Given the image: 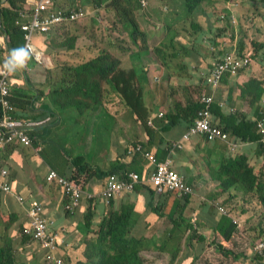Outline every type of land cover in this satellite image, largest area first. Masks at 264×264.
Here are the masks:
<instances>
[{"label":"crops","instance_id":"crops-1","mask_svg":"<svg viewBox=\"0 0 264 264\" xmlns=\"http://www.w3.org/2000/svg\"><path fill=\"white\" fill-rule=\"evenodd\" d=\"M246 22V28H249L250 19L246 18ZM24 23L22 21L21 24ZM142 33L145 36H149L143 30ZM36 36L34 37L35 44L41 39L49 40L48 37ZM74 48L77 49L76 47ZM55 54L61 56L53 57V50L46 47L41 52L44 60L43 65L30 62L26 68L24 66L18 69L11 77V100L15 107L14 116L24 124H30L31 128L29 131L37 134L32 139L33 147H26L24 144L17 142L15 145L7 147L5 151L0 152L1 164L10 170V182L13 190L10 195L0 192V248H7L9 252L11 250L15 258L18 259L20 257L28 260L34 259L31 264L36 260L41 262V258L43 260V252L39 246L37 247L38 244L36 243V245L34 244L35 242L24 237V226L29 221L27 210L31 206L39 203L44 205L47 218L53 222V229L59 234V257L66 264H77L79 260L84 258L86 249L81 237L86 235L90 237L92 235L91 229L93 225L95 226L97 222H101L105 216L102 213L107 210L106 205L108 204L99 197L90 200L87 196H84L76 210L70 213H68V210L65 212L68 199L65 200L61 187H56L48 182L47 176L51 170L59 173L58 170L53 169L52 164H54V168L56 165L59 168H63L66 148L71 150L74 155L85 157L94 168L90 173V182L85 191L87 194L96 196L100 194L105 184V178L102 179V172L110 171L113 166H116L115 170L117 172L115 173L117 174H122L120 171L125 168L126 173L135 171L139 175L141 173L144 179L149 172H152V168L148 166L143 157H128L126 148L139 141L144 142V146H147L149 142L147 129L154 128V125L146 127L140 121H135L133 115L124 114L126 111H123L121 105L114 103L111 99H103L102 96L100 99L98 93L96 103L87 99V96L83 94L84 91L69 100L64 99L65 91L71 89L75 84L83 83L77 79L78 76L86 77V85L96 86L98 79H96L94 73L91 75L89 71L72 75V71L65 68L66 61L61 58L62 54L58 50ZM68 56L69 62H72L73 66L76 67L88 64L99 57L96 54L79 53V51ZM146 56V54H141L138 59L141 62L146 60L149 64L157 66L154 61L146 58ZM130 61V58L127 57L123 60V63ZM36 67L40 68V73L35 72ZM204 72L206 71H203L202 67L200 74L192 77H202ZM155 73L153 77L150 75L146 77V80L150 82L147 89L151 98L154 97V102L149 104L154 110V116L160 114L162 108L167 105L169 112H171V101L165 99V102L158 103L153 93V90L160 91L157 86L160 79H162L161 75L163 74L166 77L167 73L164 68L160 69V67ZM172 75H177V72L172 71ZM66 76L68 78L65 85L63 77ZM153 78L157 79V82H153L155 80ZM168 78L175 81L179 86H182L183 82H188V84L194 82L189 81L190 77L171 76ZM250 79L251 77L245 75H240L236 78L227 77L219 90H215L217 92L216 102L221 99L227 102L228 107L222 109L223 113L228 116L235 115L239 118L231 121L230 117L222 116L221 121L219 117H215L221 126L227 127L231 138L238 143L239 147L236 152H231L227 144L221 142L209 143L204 138L197 137L192 139V142L190 141L191 143L184 150H175L170 155L174 167L189 184L196 187V195L187 202L175 197L168 199L158 198L155 201V206L159 209V213L153 212L150 208L151 195L148 196L145 190L141 193L134 195L130 193L126 196L125 202L134 204L132 221L127 230H137V236L148 238L149 240L146 239L147 244L151 245L150 248L152 250L155 249L156 245L154 237L161 234L168 236V230L172 228V251L178 250L179 253L180 248L189 242V239L185 241L189 229L186 227V222L182 223V220H197V212L201 219H205L203 221H212L211 227L207 230L216 227L220 216L215 208L213 209L208 203L202 202V197L210 198L213 190L220 188L219 179H216L209 172V168L213 166V163H222L224 165L230 159V156L234 158L244 156L248 158L250 165L255 164L256 173L261 176L264 182V159L257 157L259 151L258 143L256 141H242L241 136L248 132V128L242 127L239 129L241 122L244 120L257 122L261 109L264 107V94L260 104L252 106L249 103V99L243 98V93H241L239 86L235 85V82L243 84ZM111 83L110 81L105 86L111 88ZM64 85L65 88L63 89ZM59 89L61 92H58ZM156 109H159V112ZM118 110L120 115H116ZM81 112L84 113V117L77 116ZM117 116L121 117V120ZM263 116L264 113H262L261 117ZM128 122L134 123L132 133L135 134V140L126 136L122 137L120 128L118 129L114 126L116 123L126 124ZM180 125H183V131L174 137L169 136L168 132L175 126L166 132L160 130L159 134L156 135L157 142L152 146H147L149 148L147 150L153 153L156 152L157 158L164 160L169 156L167 153L166 155L160 153L165 148V144L170 145L172 142L179 140L188 129V124L186 125L185 121L181 122ZM233 128L235 131L234 137L232 134ZM85 129H94V131H82ZM114 137L119 138L120 145H116L113 142L108 143L109 139ZM160 138L164 143L159 145ZM69 171H71V168H69ZM144 193H146L145 196L143 195ZM19 197H24L25 202L20 203ZM113 202L115 208L122 205L116 199ZM175 202L178 203V206ZM160 203H164V207H161ZM195 203L198 204L196 207ZM258 203L260 204L259 201ZM184 206L186 207L184 208ZM168 209L172 210V220L167 218L171 214ZM190 212L192 213L188 215ZM176 223H181V225ZM197 227L198 234L204 235L207 239L204 225L199 222ZM30 246L36 249L30 254L26 251V255L22 256L21 253ZM205 246L206 242L204 248L197 255L206 253L209 247L205 248ZM40 251L42 255L38 254ZM182 256V252L177 255L175 264L181 262Z\"/></svg>","mask_w":264,"mask_h":264},{"label":"trees","instance_id":"trees-1","mask_svg":"<svg viewBox=\"0 0 264 264\" xmlns=\"http://www.w3.org/2000/svg\"><path fill=\"white\" fill-rule=\"evenodd\" d=\"M129 1L131 0H126V2ZM135 1V5L138 7V9H123L126 15V20L132 25V34H130L128 37L132 44L139 49V53L144 52L148 54V49L144 47L146 45L145 35L142 33L136 22L132 19L134 13L141 10L139 0ZM259 1L264 4V0ZM2 2L3 0H0V18H2L0 23L2 24L3 31L7 34V41L5 49L0 51V53H3L9 57L11 50L13 48H18V46L23 43L24 34L21 31V26H19L22 23V20L20 19L19 11L15 6L16 3L12 1L10 3V7H6V5H2ZM226 2H228V0H166V12L162 15L160 20H157V22L163 26L166 35L163 40V45L160 46L158 50L154 51L155 55L160 58L159 59L156 57L163 68L166 67L169 69V59H172L173 67V60L178 59V53L188 49V46H184V44L177 41L178 38L184 40L185 31L183 27L190 26V30L195 31L203 30V28L199 25L200 22L198 18L204 17L203 15L207 16L204 5L206 3L212 5L213 3ZM69 3L74 5L69 0H65L64 2V4ZM102 3L103 0H93L92 5L98 9L102 6ZM78 15L79 10L68 11L67 17L71 18L72 16ZM67 17L65 16V18ZM16 21H18L17 24ZM69 24V21L66 20L63 23L55 25L54 30L58 34L61 29L66 27L68 28ZM180 25L183 26L181 29L179 27ZM222 33H224V31H222ZM53 36L55 35L52 33L50 38L51 48L62 49L64 45H66L68 42H71H65L64 39H57L56 41ZM196 40L197 39L191 40V46L194 45L197 47ZM68 47L73 48V45H68ZM182 47L184 48L181 50L180 48ZM241 47L244 46L241 45ZM263 49L264 44L259 45L258 50L260 52L256 51V53L261 54ZM188 53L189 57L193 59L197 57V55L191 51ZM101 64H103L101 60L97 59L96 61L81 67L82 69H85V71L89 69L95 74L96 79H98L96 86L86 85V77L78 76L77 79L83 83L78 85L75 84L73 87L76 88L72 87L71 89L65 91L66 93L63 95L64 99L69 100L73 96L79 95L81 91H84L83 94L87 96V99H90L92 102L96 103L97 93L101 99V96L103 97V91L108 88L105 86V84L108 83L106 78L110 77V81L112 82L110 87L118 92V98L115 100V103L121 105L124 112L126 111L128 114L130 113L133 115L135 121H140L146 127L149 125V122L152 121L154 128L147 129L149 135V142L147 146H152L157 142L156 135L159 134L160 130L166 132L171 127L176 126L183 121L186 122V125L188 124L189 128L196 120L198 112L204 108V106L201 104L202 102L200 94H198V96L195 98L194 93H188L185 94V102L182 101L181 98H178L174 104L172 102L170 106L171 112H169V110L164 111L162 108L161 113L154 116L153 108H151L150 105H145L143 100L139 99L143 91L147 88L142 87L141 85H139L140 88L134 86V82L137 77H133L132 73L135 72L126 73L123 68L122 74L115 73L114 71L109 72L106 67H102ZM98 76L99 78H97ZM241 93H243L244 99H249L250 105L256 106L262 101L264 85L257 80H253L250 82V85L241 88ZM187 95L189 100L186 99ZM262 113H264V107L261 109V113L259 114V120L264 119V116L261 117ZM213 114L219 117L221 121L222 116L230 117L231 121L239 119L235 115H225L220 106L217 104L213 105ZM116 115H120L119 110L116 112ZM256 124L257 122H252L250 120H244L241 122L239 129L242 127L248 128V132L241 136L242 141H256L258 143L259 135L257 133ZM224 125L226 126V124ZM225 129L228 131L227 127H225ZM36 134V132H28V135L30 137L32 136V139H34ZM232 134L234 137V128ZM163 143L164 141H162L160 138V142L158 144L160 145ZM144 144V142L139 141L138 143H133L131 145H141L145 149H149L147 146H144ZM170 146H172V143L170 145L165 144V148L161 150L160 153L165 155L166 153L168 154ZM258 148L259 151L257 157L264 159V146L258 143ZM63 162V168H59L58 165H56L54 168V164H52L53 169L58 170L59 173H57L60 176L67 178L80 189L84 190L83 188H86L90 182V173L94 168L88 163L85 157L79 155L65 157ZM69 168H71V171H69ZM115 168L116 166H113L110 171L102 172V179H104L108 174L117 172ZM120 172L122 174H126L125 168H122ZM216 179L221 180L222 186L226 185V187L229 188L239 182L240 188L247 193L255 194L259 198V201L264 208V182L261 176L256 173L255 164L250 165L248 158L244 156H238L236 158L230 156V159H228L224 165L221 163L220 174L216 176ZM82 180L87 182V186L84 185ZM143 190L147 192L148 196L151 195L152 204L150 207L152 208L153 212L158 213V208H155L154 205L155 193L151 189L138 186L133 194L141 193ZM145 194L146 193L143 195L145 196ZM168 198L169 197L166 196L165 199ZM180 199H183L186 202L189 201V198ZM175 203L178 206V203ZM164 205L165 204L163 203L162 207H164ZM185 207L186 206H184V208ZM133 208L134 204L129 202L123 203L118 208L112 207V210L108 216L104 217L101 222H97L95 226L93 225L91 229L92 235L90 237H87V235L81 237L85 244L86 252L84 253V258L79 260L77 264H165L158 259V255L155 256V251H153L151 248H149L151 250L147 249V240L141 236H137V230H127L132 221L131 217ZM185 222L188 224L189 220L183 219L182 223ZM176 224L181 225V223ZM187 228L191 229L192 232L188 238L189 241H206V237L199 235L198 230L194 229V226L190 224L187 225ZM234 231L235 226L233 220L228 215H221L216 227L210 230L206 229L205 231L207 238L210 239L211 236H214V240H212V242L208 245L209 248L205 254L197 255L195 258L199 257L202 264H249L248 256L252 253L253 247L249 249L247 253H243L240 250L239 241L232 247H230L227 242V239L234 233ZM24 237L26 236L24 235ZM217 237L223 239L221 242H218L221 245H218L215 242ZM259 239H262V237ZM188 244L191 246L189 242ZM173 255H178V250L173 252ZM176 258L177 256L172 258V262L170 261L169 264H175ZM255 258L263 259V257L260 255H256ZM167 259L168 258L165 257V261ZM0 264L28 263L24 262L22 259L15 258V255L11 250L9 252L7 248H0ZM33 264L43 263L36 260ZM251 264H253V262Z\"/></svg>","mask_w":264,"mask_h":264},{"label":"rangeland","instance_id":"rangeland-1","mask_svg":"<svg viewBox=\"0 0 264 264\" xmlns=\"http://www.w3.org/2000/svg\"><path fill=\"white\" fill-rule=\"evenodd\" d=\"M74 5L64 4L65 0H58V9L62 11H76L79 10V13L81 12L82 16H79L75 23L72 25H69L67 28H63L60 30L58 34H55L54 39L57 41V39L62 40L64 39L65 42H68L66 45L63 46L62 49L57 48H51L50 40L41 39L36 44L34 43V47L37 51L42 52V50H45L46 47L53 50L54 55L53 57H60L61 55L55 54L56 51L60 52L62 54V59L65 60L66 65L65 68L69 66V71H72V75L79 74L81 72H84L85 69H82L80 67L73 66L72 62H69V56L72 55V53H91L99 55L98 59L101 60V62L106 61H112L111 63H116L117 61H122L123 58H130V62L125 63L123 69L126 71V73H132L133 77H137V79L134 82V86L137 88H140L139 85L142 87L148 88L150 82L146 80V77L149 75L153 77L158 69L157 66L149 64L146 60L141 62L138 59V56L140 55L139 49L134 46L129 39V35L132 34V25L130 22L126 20V15L123 9H138L135 5V0H131L129 2H126V0H103L102 6L98 9L92 5L93 0H69ZM145 3V8L141 9V11L135 12L132 16V19L136 22V24L139 26L140 30L145 31L148 33V37L145 36V44L149 45V42L151 41V51L148 57H153V61L158 62L155 60L156 57L154 54V51L158 45L157 43L164 38L166 35V32L163 28L159 27L162 26L157 22V20H160L162 15L166 12L167 5L166 0H143ZM230 6H234L236 2H233L231 0H228ZM216 3L208 4L206 3L204 5V9H206V12L208 15H210V18H204L206 15H203V18H199V22L203 26V28L210 32V36L205 34V39H211L213 37H216L217 35L221 34L223 38H226V42L222 41L224 43L225 49H229L230 45V33L231 29L226 28L222 23L226 21H221L219 18V15L222 12V5L216 7ZM16 7L19 6L18 3L15 4ZM74 8V9H72ZM254 9H261L256 7L253 4V0H248L246 3L242 4V6L239 7V9H234L236 12V18L235 22L240 23L239 28L237 29L239 38L241 41V45L247 47L248 49L251 48L254 51V56L252 57V62L250 66V71L246 72L247 76L254 78L258 82L262 83L264 85V49L262 51V55L258 57L256 54V51L260 52L258 50L259 45L264 44V16L256 15L254 14ZM140 12V13H139ZM239 13V17H238ZM246 18L250 19V26L249 28H246L247 22ZM253 20V21H252ZM18 21H16V24ZM255 24V26H254ZM161 28V30H160ZM189 32L191 30H188ZM221 31H224V34L221 33ZM227 35H226V33ZM128 35V36H127ZM152 35V37H151ZM234 35V31H233ZM40 36V35H39ZM37 37V36H36ZM46 37V36H44ZM151 37V39H150ZM244 38L246 41H244ZM144 40V39H143ZM203 40V39H202ZM173 41V40H172ZM34 42V41H33ZM68 45H73V48L68 47ZM221 45L220 41H216V46L219 47ZM223 45V44H222ZM185 46V45H184ZM18 47H24L26 49V42L23 41ZM76 47L77 49H75ZM150 48V46H149ZM184 47L180 48L181 50ZM155 49V50H154ZM189 51L193 52L197 57L192 60H186L183 62L185 66V70L181 72H177V75L175 77H185L186 73L190 71H194L192 69L193 66H196L200 61V57L203 58V63L201 66H203V71H209L212 69V66L217 62V60L222 57L224 54L223 49L219 52H214L213 57H204L207 56L204 54L198 47L192 45L189 46L187 50L180 51L178 53V58L184 59L189 56ZM144 53V52H143ZM142 53V54H143ZM52 57V58H53ZM5 55L0 53V67L5 62ZM159 58V57H158ZM160 59V58H159ZM34 62L37 64L43 65V57L40 56L39 59H37L34 55L30 53L25 68L28 66V63ZM62 68V67H61ZM61 70V69H60ZM35 72H41L40 68L36 67ZM68 76L63 77L66 85V80ZM161 83L157 87H160V91L153 90V93L155 95L156 102L162 103L165 102V95L169 88L172 86V83L175 84V81L172 79H169L168 77H161ZM155 79V78H153ZM199 76L190 77L189 81H194L192 84H188V82H183L182 86H179V88H185V89H192L195 90V98L198 96V94L204 89L205 86L200 83ZM253 81V80H252ZM110 81L108 80V83ZM153 82H157V79H155ZM65 85L63 89L65 88ZM250 85V82L247 81L244 86ZM211 90V89H209ZM184 91V90H183ZM181 92V94L183 93ZM58 92H61L59 89ZM103 98L104 99H111L114 103L115 100L118 98V92L115 89L107 88L105 91H103ZM174 98V96L170 95V101ZM140 100H143V103L145 105H149L150 102H154V97L151 98V95L149 94V90L145 89L142 93V95L139 98ZM119 101V100H117ZM168 105L163 107V110H168ZM157 112H159V109H156ZM124 114H128V112H125ZM84 113L81 112L77 116H83ZM131 116V114L129 113ZM86 116V113H85ZM119 120H121V117H118ZM113 123H115L113 121ZM118 129L120 128V134H122V137H130L132 140H135V134L132 133L134 130V123H126V124H118L116 123L114 125ZM174 127V126H173ZM82 129V128H81ZM82 131H94V129L88 130H82ZM183 131V125L177 124L173 129H171L168 132L169 136L174 137L177 134H181ZM115 143L116 145H120L119 138H111L109 139L108 143ZM192 142V141H191ZM191 142H184L185 145L190 144ZM85 150V149H84ZM86 151V150H85ZM178 151H180V148H178ZM65 157L69 156H75L72 154V151L68 148L65 149ZM142 155V154H141ZM140 155V156H141ZM64 157V158H65ZM220 167L221 164L219 163H213V166L209 168V172L214 176H218L220 174ZM84 182V185L87 186V182L82 180ZM50 184H54L56 187H60L59 184L56 181H48ZM87 188V187H86ZM86 188H83L84 190ZM128 195V191H122L115 195V199L119 201L120 204L126 203V196ZM172 198V197H170ZM210 204L209 206L214 208H218V215H222L219 210L220 208H224L225 215H231L234 217V226L235 231L234 233L227 239V242L230 247L234 246L238 241L240 250L243 253H247L249 249H251L254 244L259 240V238L264 237V208L262 204L258 203V198L255 194L247 193L243 189L240 188V183L237 182L234 186L231 188L226 187V185L220 187L217 190H213V193L209 199ZM20 204V203H19ZM200 204V202H199ZM198 204L195 203V207ZM112 207L114 206V202L110 206H106V209L102 214L105 215L104 217L108 216L110 214ZM109 209V210H108ZM169 212H171L170 215L167 216V218H172V210L168 209ZM156 213V212H155ZM192 212H190L188 215H190ZM205 219H201L199 217V213L197 212V221L201 222L205 229H208L212 225V221L208 220L203 221ZM192 221V220H190ZM188 222L186 225L194 224L191 222ZM187 227V226H186ZM169 235H157L154 237V240L156 242L155 249L153 251L156 252L155 256H159V260L164 262L165 264H169L170 261L172 262V258H175L176 256L173 255L172 251V228L168 230ZM167 237V238H166ZM189 234L186 235L185 241L188 240ZM149 240L148 238H146ZM214 240V236H211L210 239H206V245L209 241ZM223 239L217 237L215 242L218 245H221L218 242H221ZM204 241H189L191 244H185L182 248H180V251L178 255L182 252V259L179 264H202L199 257L195 258L204 248L205 245ZM36 244V243H34ZM37 245V244H36ZM148 248L151 247L150 244L147 245ZM38 247V245H37ZM36 248H33L32 246L28 247L26 250H24L21 255L25 256L26 251L29 252V254L35 250ZM186 249V251H184ZM213 249V248H212ZM198 250V251H197ZM41 254V251L40 253ZM200 254V253H199ZM37 255V254H36ZM165 257L168 258L165 261ZM195 258V259H194ZM19 259H23L24 262H27L28 264H31L32 260H28L26 258L20 257ZM44 259L41 262H43ZM43 264H46L43 262Z\"/></svg>","mask_w":264,"mask_h":264},{"label":"built area","instance_id":"built-area-1","mask_svg":"<svg viewBox=\"0 0 264 264\" xmlns=\"http://www.w3.org/2000/svg\"><path fill=\"white\" fill-rule=\"evenodd\" d=\"M11 1L3 0L4 5H10ZM25 3V7L17 8L19 10L20 19L25 22L20 24L21 31L24 34V41L26 42V50L34 55L37 59L41 56V52L34 47V37L36 35L49 34L54 26L63 23L64 21H76L79 16H72L68 18L66 13L57 11L55 8V0H19ZM145 5L144 1L142 2ZM23 9V10H21ZM65 16L67 18H65ZM1 19V18H0ZM3 30L0 23V31ZM7 36L0 37L2 46H6ZM247 63V62H246ZM242 67V63L234 61L232 58L226 60V63L215 70L208 82L212 87L218 85L221 77L225 72L235 74L236 71ZM14 72H8L3 66L0 68V152L4 151L8 146L20 142L25 146H31L32 141L28 135L31 125L24 124L16 120L13 116L15 107L10 101V77ZM202 104L204 108L198 112V116L183 134L181 141L176 146L183 147V143L191 141L197 137H203L209 143L221 142L227 144L232 152L238 149V143L234 141L229 132L226 131L218 123L214 122V115L212 112V105L214 104L213 95H204L202 97ZM258 133L260 135L259 143L264 146V122L258 123ZM175 146V144H174ZM141 153L149 162L151 167H154L153 172L148 177L149 185L153 188L156 195H164L171 193H178L179 196L190 195L194 193V188L185 182L184 177L172 167V160L161 162L156 155L144 150L141 145H137L134 149L129 151V154ZM10 171L2 167L0 162V191L3 194H12V185L9 180ZM48 181H56L63 189L64 194L69 199L66 210L73 212L76 210L84 197V192L72 181L63 178L58 173L50 171ZM140 182L139 175L130 173L128 179L119 178L115 175L111 176L107 182V186L103 193V198L106 202L115 199V195L127 190L128 192L134 190L135 186ZM93 198L94 196L87 195ZM20 203L25 202L24 197L18 198ZM224 213L223 209H220ZM28 224L25 226V233L38 244L43 252V258L46 264H66L62 258L59 257L60 242L59 234L53 229V222L50 221L44 211V208L37 204L31 206L27 210ZM253 255H260L263 259H256L257 264H264V238L259 239L253 246Z\"/></svg>","mask_w":264,"mask_h":264},{"label":"clouds","instance_id":"clouds-1","mask_svg":"<svg viewBox=\"0 0 264 264\" xmlns=\"http://www.w3.org/2000/svg\"><path fill=\"white\" fill-rule=\"evenodd\" d=\"M231 1H233V2H236V4L234 5V6H230V4H229V2H226V3H216L217 5H216V7H218V6H220V5H222V12H221V14L219 15V18H220V20L221 21H226V22H223L222 24L226 27V28H230L231 29V33H230V38H229V41H230V45H229V49H225V47H224V43H222V41H225L226 42V38H217V37H222V35L221 34H219V35H217L216 37H213V38H211V39H205L204 37H205V34L206 35H208V36H210V32H208V31H206L204 28H203V26L201 25V23L199 24L202 28H203V30H191L190 32L188 31V30H190V26H182V25H180L179 27H180V29L183 27L184 28V31H185V37H184V40L183 39H181V38H178V40L177 41H179V42H181L182 44H184V45H186V46H191V40L192 39H197L196 40V42H197V47L204 53V54H206L207 56H204V57H206V59H207V57H213L215 54H214V52H216V51H221L222 49H223V51H224V54L222 55V57H220L218 60H217V62L212 66V69L211 70H209V71H206V72H204L203 74H202V77H200L199 76V78H200V83L201 84H203V86H205L204 87V89L199 93L200 95H201V102H202V97L204 96V95H213L214 96V104L216 105H219L220 106V108H221V110L222 109H224V108H227L228 106H227V102L225 101V100H220L219 102H216V100H217V98H216V93L217 92H215V90H219V88L222 86V84H223V81L227 78V77H229V78H236V77H239L240 75H245V76H247V74H246V72H249L250 71V66H251V62H252V57L254 56V51L251 49V48H247V47H241V41H240V38H239V34H238V31H237V29L239 28V24L238 23H236L235 22V18H236V12H235V10L234 9H239V7L240 6H242V4H244V3H246L248 0H231ZM12 2V1H11ZM10 2V3H11ZM13 2H15V3H18L19 4V6L17 7V8H23V7H25V3L23 2V1H19V0H16V1H13ZM143 0H139V4H140V7H141V9H144L145 8V5H143ZM3 3V2H2ZM253 4L256 6V7H258V8H261V9H254V14H256V15H261V16H264V4L262 3V2H260L259 0H253ZM3 6H4V3L2 4ZM6 7H10V5H6ZM55 8H56V10L57 11H61V12H64V13H66V15H68V11H62V10H59L58 9V0H55ZM20 9H18V11H19ZM21 10H23V9H21ZM141 11V10H140ZM205 11H206V9H205ZM207 13V12H206ZM79 14H81V12L79 13ZM207 17H209L210 18V15H208V13H207V16L206 17H204V18H207ZM238 17H239V13H238ZM201 18H203V17H201ZM2 19V18H1ZM1 19H0V21H1ZM198 20H199V18H198ZM253 21V20H252ZM73 23H75V21H72L69 25H72ZM254 26H255V24H254ZM159 27H161V28H163V26H160L159 25ZM161 28H160V30H161ZM233 31H234V35H233ZM52 33H53V35H55V34H57L56 33V31L53 29L49 34H50V37H49V34H45V35H40V36H46V37H48V39L50 40V38H51V35H52ZM221 33H222V31H221ZM226 33V32H225ZM222 34H224V33H222ZM4 35H6L7 36V34L2 30V31H0V37L1 36H4ZM226 35H227V33H226ZM128 36V35H127ZM146 37H148V36H146ZM151 37H152V35H151ZM151 37H150V39H151ZM165 38V37H164ZM164 38L162 37V39L157 43V47L155 48V49H159V47L160 46H162L163 45V40H164ZM203 39V40H202ZM233 39V40H232ZM221 41L220 43H221V45L219 46V47H217L216 46V41ZM244 41H246L245 40V38H244ZM223 44V45H222ZM149 46H150V48H149ZM1 48H0V51H2L3 49H5V47L4 46H0ZM145 48H147L148 49V51H149V53H150V51H151V47H152V45H151V41L149 42V45H148V42H147V44L144 46ZM154 49V50H155ZM148 53V54H149ZM142 53H140V55H141ZM143 54H146L147 55V53H143ZM155 54V53H154ZM29 55H30V53L24 48V47H18V48H13L12 50H11V52H10V55H9V57L7 56V55H5V62H4V64L2 65L8 72H15V71H17L18 69H21V68H23L24 66H25V64H26V61H27V59H28V57H29ZM258 57H260L262 54H256ZM99 56V55H98ZM148 56H150V55H147L146 56V58H148V59H150L151 61H153V57H148ZM156 56V55H155ZM229 58H232L234 61H236V62H240V63H242V67L241 68H239L237 71H236V73L235 74H232L231 72H225L224 74H223V76L221 77V79H220V81H219V83H218V85L217 86H215V87H212L211 86V84L208 82V79L211 77V75H212V73L215 71V70H217L221 65H223V64H225L226 63V60L227 59H229ZM98 59V58H97ZM97 59H95L94 61H96ZM126 58H123V60H125ZM193 58H191V57H186V58H184V59H181V58H178V59H175V60H173V67H172V59H169L168 60V62H169V64H170V67H169V69H167L166 67H164V70L166 71V73H167V75H166V77H175V75H172V71H175V72H181V71H183V70H185V66H184V64H183V62L184 61H186V60H192ZM200 59H201V61L196 65V66H193L192 67V69L194 70V71H190V72H188V73H186V75H185V77H192V76H194V75H196V74H200V70L202 69V67L203 66H201L202 65V63H203V58L202 57H200ZM123 60L122 61H117L116 63H111L112 61H106V62H103V64H101V66L102 67H106V69L109 71V72H112V71H114L115 73H121L122 74V71L124 70H122V68L124 67V65H125V63H123ZM94 61H91L90 63H92V62H94ZM155 62V61H154ZM247 62V63H246ZM156 64H157V66L158 67H160V69H162L163 67L161 66V64L159 63V62H155ZM89 64V63H88ZM86 65V64H85ZM108 65V66H107ZM1 66V67H2ZM84 66V65H83ZM0 67V68H1ZM66 69H69V66L68 67H66ZM86 71H89L91 74H92V71H90L89 69H87ZM125 71V70H124ZM113 72V73H114ZM14 74V73H13ZM13 76V75H12ZM11 76V77H12ZM100 76V75H99ZM98 76V77H99ZM11 77H10V79H11ZM161 77H164L163 76V74L161 75ZM107 80H109L110 81V77L109 78H106ZM252 80H255L254 78H251L250 80H248L249 82H251ZM160 83H161V79H160V81H159V85H160ZM246 83V82H245ZM245 83H243V84H239L238 82H235V85H238L239 86V88H240V90H241V88H244L245 86H244V84ZM73 88H76V87H73ZM10 89H11V93H10V101L12 102V100H11V95H12V88H11V84H10ZM159 89H160V87H159ZM209 89H211V90H209ZM184 90V91H183ZM183 91V93L181 94V92ZM186 92H188V93H195L196 91L195 90H191V89H185V88H179V85L178 84H173L172 83V86L169 88V90L167 91V93H166V95H165V98H166V100L168 99V100H170V95L172 94L173 96H174V98L171 100V104H172V102H173V104L175 103V101L178 99V98H181L182 99V101H184L185 102V94H186ZM186 99L187 100H189V98H188V95H187V97H186ZM202 104V103H201ZM213 104V105H214ZM203 105V104H202ZM213 105H212V112H213ZM204 106V105H203ZM223 111V110H222ZM14 112H15V110H14ZM214 115V114H213ZM13 116H14V113H13ZM215 117H216V115H214V122L215 123H218L219 124V122H217L216 121V119H215ZM14 118H15V116H14ZM16 119V118H15ZM17 120V119H16ZM264 122V120H258L257 121V124H256V127H257V133H258V123L259 122ZM194 124V123H193ZM149 125H153L152 124V121H150L149 122ZM220 125V124H219ZM221 126V125H220ZM223 127V126H222ZM188 128V127H187ZM224 129H225V127H223ZM226 130V129H225ZM227 131V130H226ZM185 133V132H184ZM183 133V134H184ZM183 134H182V136H183ZM258 135H259V133H258ZM30 137V136H29ZM31 138V137H30ZM182 138V137H181ZM181 138L179 139V140H177V141H174V142H172V146H170V149H169V152H168V155L169 156H167L164 160H159V161H161V162H163V161H165V160H167L168 158H170V155L172 154V152L173 151H175L176 149H178L179 147H177L176 146V144L179 142V141H181ZM200 138H203V137H200ZM259 139H260V135H259ZM31 141H32V145L31 146H26V147H33V140H32V138H31ZM207 141V140H206ZM187 142H190V141H187ZM208 142V141H207ZM17 143V142H16ZM15 143V144H16ZM216 143V142H215ZM258 143H259V141H258ZM14 144V145H15ZM174 144H175V146H174ZM260 144V143H259ZM11 146H13V145H11ZM11 146H8V147H11ZM186 146L187 145H185L184 143H183V147L182 148H180V150H184L185 148H186ZM228 146V145H227ZM136 146H134V145H129L127 148H126V155L128 156V157H130V158H132V157H136V156H139V157H143L145 160H146V162H147V164H148V166H150L149 165V162H148V160L143 156V155H141V153H135V154H133V155H131V154H129V151L130 150H132V149H134ZM144 148V147H143ZM229 148V147H228ZM6 149V148H5ZM230 149V148H229ZM144 150H147V149H145L144 148ZM5 151V150H4ZM147 151H150V150H147ZM231 151V150H230ZM152 152V151H151ZM232 152V151H231ZM155 155H156V157H157V154L156 153H154ZM141 155V156H140ZM171 159V158H170ZM2 167H5V168H7L6 166H4V165H2ZM172 167L178 172V173H180L175 167H174V164H173V161H172ZM150 168H152V172H153V170H154V167H151L150 166ZM8 169V168H7ZM9 170V169H8ZM10 171V170H9ZM51 171H54V170H51ZM54 172H56V171H54ZM152 172H149L148 174H147V176H146V178L144 179L143 177H142V175L140 174H138L137 172H135V171H132V172H130V173H136V174H138L139 175V178H140V182L135 186V188H134V190H132V191H130V192H128V194H130V193H134V191L136 190V188L138 187V186H143V187H146V188H149V189H151L153 192H154V190H153V188L151 187V185H149L148 183H149V181H148V177L151 175V173ZM49 173H50V171H49ZM49 173H48V175H49ZM57 173V172H56ZM130 173H126V174H117V173H111V174H108L106 177H105V179H104V187H103V189L101 190V192H100V194L99 195H94V194H87V193H85V191L86 190H82L83 192H84V196H87V195H90V196H94L93 198H90V200H94L95 198H97V197H99L100 199H102L103 201H105V199L103 198V193H104V191H105V188H106V186H107V182H108V180H109V178L111 177V176H113V175H115V176H117L118 178H119V180H121V178H124V179H128V175L130 174ZM181 174V173H180ZM182 175V174H181ZM183 176V175H182ZM185 179V178H184ZM9 180H10V175H9ZM47 180H48V176H47ZM185 182L188 184V185H190L191 187H193L194 188V193L193 194H190V195H182V196H179L178 195V193H171V194H164V195H156V194H154V196H155V200H154V205H155V201L156 200H158V198H166V196H168L169 198L170 197H177L178 199H180V198H189V199H191L194 195H196V187L194 186V185H192V184H189L187 181H186V179H185ZM218 182H219V186L220 187H222V182H221V180H218ZM60 186V185H59ZM61 187V186H60ZM62 188V187H61ZM63 190V189H62ZM1 192V191H0ZM63 193H64V191H63ZM155 193V192H154ZM253 194V193H252ZM134 195V194H133ZM64 196H65V200H67L68 198L66 197V195L64 194ZM180 197V198H179ZM258 198V197H257ZM209 199L210 198H205V197H202V202L203 203H208V204H210V201H209ZM69 200V199H68ZM115 199H112V200H110L109 202H106L107 204H108V206H110V204H111V202H113ZM181 200V199H180ZM151 201H152V199H151ZM182 201H183V199H182ZM258 201H259V198H258ZM260 202V201H259ZM151 204H152V202H151ZM151 204H150V206H151ZM261 204V203H260ZM39 205H41L43 208H44V211H45V207H44V205L43 204H40L39 203ZM159 205V204H158ZM107 206V205H106ZM160 206L162 207V203H160ZM151 208V207H150ZM155 208H156V206H155ZM152 209V208H151ZM216 209V208H215ZM217 209H219V207L217 208ZM217 209H216V211H217ZM220 209H224V208H220ZM264 210V209H263ZM65 212H67V210H66V208H65ZM219 212H220V210H219ZM68 213H70L69 211H68ZM158 213H159V209H158ZM217 213H218V211H217ZM221 213V212H220ZM45 214H46V211H45ZM222 215H225V213H221ZM46 216H47V214H46ZM221 216V215H220ZM232 220H233V222H234V217L233 216H231V215H228ZM171 220H172V218H171ZM197 220H195V221H190L191 223H194V224H191L192 226H194V229H196V230H198V227H197V224H198V222H196ZM196 222V223H195ZM188 229V228H187ZM192 232H191V229H189V233H187V234H189V236H190V234H191ZM24 235L26 236V237H29L26 233H25V227H24ZM201 235V234H200ZM201 236H204V235H201ZM205 237V236H204ZM30 238V240L32 241V242H34L33 240H32V238L31 237H29ZM264 238V237H263ZM193 241H195V240H193ZM212 241L210 240L209 242H208V244L205 246V248L206 247H208V245L211 243ZM41 249V248H40ZM42 251V250H41ZM44 259V258H43ZM43 262H45V261H43ZM248 262H249V264H251L252 262H253V264H257V261H256V259H255V256L253 255V251H252V253L248 256Z\"/></svg>","mask_w":264,"mask_h":264}]
</instances>
